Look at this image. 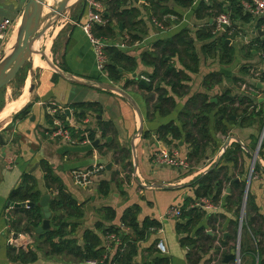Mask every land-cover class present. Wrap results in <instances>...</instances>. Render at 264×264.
<instances>
[{
    "label": "crops",
    "instance_id": "obj_1",
    "mask_svg": "<svg viewBox=\"0 0 264 264\" xmlns=\"http://www.w3.org/2000/svg\"><path fill=\"white\" fill-rule=\"evenodd\" d=\"M4 1L2 2L5 6L14 2L15 13H17L20 8L17 3L18 0ZM178 8L180 9L176 10L181 13V16H178L179 21L167 31H157L156 26L153 25V20H147V14L144 12L148 33L144 35L141 41H137V44L125 47L129 54L139 60L136 70L139 78L134 77L135 72L128 71L123 73L122 79L117 80L107 77L99 71L94 49L80 25L87 20L86 2L83 4L77 3L74 7L75 10L66 12L62 15L64 19L60 24L57 27H52L53 34L52 37L47 39L46 46L47 50L51 46L56 65L63 71L64 75L57 73L59 76L54 79L55 72L46 69L41 74L39 84L33 92L32 96H35V99L28 102L31 103L28 116L23 119L12 118L11 121L6 123V127L0 130L2 132L7 126H10L14 128L13 132L16 133L15 140L11 137L7 145L0 148V264H61L55 258L42 260L38 251L33 250L34 248L32 247L36 240L43 241L37 236L39 233L36 231L35 234L21 233L23 236L19 237V245H13L11 242L15 234L12 220L19 218V214H15L13 211V208L17 207H13L10 204V195L21 184L22 176L25 172L33 173L37 179L38 187L45 191L44 171L41 167V161L43 160L47 161L55 173L62 178L67 192L81 204L82 216L67 220L77 223V227L71 232L68 229L66 236L68 239H75L79 245L84 243L83 233L85 230H101L97 229L99 223L105 224V226L114 224L120 227L121 234L125 233L131 235L132 238L135 237L134 230L130 226L121 224L124 211L133 205H138L141 208L138 214L140 223L146 217L157 219L161 223V226L155 227L156 230H150L145 240L137 243L138 252L133 258V262L136 264H146L153 256L168 257L170 258V264H194L191 260L196 259L198 255H195L194 252L193 254L189 253L194 248V245H183L182 238L186 234L179 233L177 230V223L185 224L187 219H182L181 216L167 218L163 217V215L172 205L181 208L187 197L191 196L195 199L193 189L188 187V185L196 178L206 174V170L212 168L218 160L219 162L221 161L227 148L233 142H238L235 137L240 139L239 143L245 153H240L238 167L234 169L233 164H230L231 172L236 177H242L243 180L246 179V175H250L252 171L250 169V172H248L247 160L251 155L253 157L255 153L257 161L253 166L251 162V167H253L254 173L256 165L259 164L261 175L258 178L261 181L264 180V158L260 155L263 150V131L258 141L260 117H255L252 124L247 121L243 123L241 117L237 119L236 124L225 120L221 126L225 125L228 128L229 136L227 137L215 126L217 108L213 107L208 113L211 118V140L208 142L206 150H200L201 152L198 154H196L197 151L194 149L193 144L182 140L183 137L175 139L171 144L160 138L158 133L161 126L170 122H174L178 126L182 125L181 113L186 110L189 99L196 94L206 93L215 102L217 101V96L230 91V95L233 97L243 98L248 95L255 101L264 102V83L261 82L257 73H255L256 70L253 73L252 71L251 73H241L237 70L238 67L244 64H251L257 70L264 71V57L261 51L253 48L258 46L255 41L257 38L262 39L263 31L259 20L251 16L249 22L240 23V31L231 36L232 38H228V42L235 50L232 61L228 64H221L216 59L217 62L210 66L209 59L211 58L205 60L202 57L199 71L192 75V80L189 82L188 94L177 98L175 106L171 107L169 111H165V106L163 107L159 101V94L145 89L149 81H146V85L140 83L141 76L149 77V74L153 71V67L141 63L140 56L144 51L152 50L151 44L156 39L168 38L184 27L190 28L192 32H195L205 23V20L196 18L191 8ZM5 10L14 12L12 7L9 9L5 7ZM104 14L106 15V11H104ZM4 16L11 17L8 14ZM18 21H22V18H19ZM120 29L122 30V27ZM118 34L115 39L109 38V40L111 42L124 41L123 37L128 35L127 32L124 33L123 37L119 32ZM215 34L220 35L221 33ZM5 46L0 45V55L4 51ZM197 47L200 48L198 45ZM250 49H252L251 53ZM35 56L40 59V61H36V67H42V64L48 65L46 61L40 58L38 53ZM210 72L219 73L221 80L211 90H207L204 86V79ZM129 78H136L138 81L126 85V81ZM255 85L258 88H262L261 91L254 90L253 87ZM108 86L122 89L127 94L108 89ZM88 102L96 103L94 110L85 109L82 112L81 108L75 106L77 103ZM49 104L69 108L70 110H67L66 115L72 123H82L78 120L87 116L90 122L86 126L89 130L95 132V139L91 140L90 143L71 144L62 140H52L46 136L44 130L51 126L53 119V116L48 115L46 112ZM236 106L239 108V113L246 108L245 104L239 105L237 103ZM17 108L13 109L7 117L14 113ZM189 110L193 113L200 112L198 106H190ZM248 110L251 111L252 106ZM79 113H83V116L80 117ZM231 119L233 121L236 118L232 116ZM108 121L111 124L107 128L106 135L103 136L104 122ZM195 130L197 131V129ZM145 132L149 133L146 138L144 137ZM194 134L198 137V133L194 132ZM228 141H230V144L226 148ZM171 147L176 148L180 156L189 162L190 168L191 162L189 158L198 161L199 167L187 177L180 178L184 171L153 162L152 158L156 150ZM120 149H126L127 151L122 153ZM191 152H193V155H191ZM118 155H122V159L117 160ZM121 163H124L126 169L130 168V180L120 179L117 181V176L126 174L119 167ZM209 163L210 165L212 163V167H208ZM93 167H98V172L90 174L87 179L84 176H78L79 172H85ZM161 169L168 170L165 172L161 171ZM101 179L111 181V192L108 195H102L98 191V183ZM156 180H162V182L159 183ZM250 185V193L256 196V201L264 212V189L259 187V184L252 183ZM227 194L229 193L224 191V196L219 202H213L207 197L212 201L214 207H202L205 211V216L192 229L193 238L196 237L195 234L199 228H203L207 235H214L220 224L223 226L224 239L226 238L225 233H227V236L229 235V232H226L225 229L230 226L229 220L233 214L228 212L225 207L224 198ZM107 205L112 206L116 210V219L112 220L106 217V213L102 208ZM214 213L226 214L227 218H219L218 224L211 223L210 216ZM52 226L51 223V228ZM214 226L216 227L215 230H213ZM246 235H248L247 231H245ZM59 240L58 238L56 239V241ZM160 240L165 242L167 253H162L157 249V242ZM196 240L195 245L202 244L206 249V252L204 250L205 255L199 264H213L214 253L219 252L216 249L217 246L211 248L209 246L208 248V245H206L207 241H203L200 238ZM42 243L48 246L47 255L76 258L66 252L55 253L47 242L43 241ZM12 247L25 251L31 249L37 253L38 259L36 261H32V258L26 261L18 259L17 255L19 253L18 251L13 253ZM114 252H111V256ZM224 260L222 257L223 262L221 264L232 263V259L228 263H225ZM109 261H111V257ZM80 263L86 264V261H81ZM106 263L110 264L109 262ZM252 263L253 261L249 262V264Z\"/></svg>",
    "mask_w": 264,
    "mask_h": 264
},
{
    "label": "trees",
    "instance_id": "obj_2",
    "mask_svg": "<svg viewBox=\"0 0 264 264\" xmlns=\"http://www.w3.org/2000/svg\"><path fill=\"white\" fill-rule=\"evenodd\" d=\"M84 1V0H83ZM107 0L106 1V15L108 19L106 25H95L93 31L106 38L115 39L120 33L122 37L127 32V37H123L129 45H133L137 41H141L145 34L148 33L147 21L144 18V12L147 14V20L163 19L165 15L175 14L181 16V13L176 10L174 6L181 8H191L199 20H205V23L199 27L195 32L190 28L184 27L168 38L156 39L152 44V50L144 51L140 56L142 64L153 67V71L149 74L150 81L145 89L149 92L155 91L159 94V101L165 106V111H169L171 107L175 106L177 98L188 94L189 82L192 80V75L199 71L202 57L206 59H218L221 64H228L232 61L234 56V47L228 42V38H232L237 31H240V23H247L251 16L246 13L242 7L241 0H213L208 4L199 2L194 5L193 0ZM86 2V1H84ZM169 2H173L171 6ZM227 12L232 20V27L227 31L216 35L214 31L215 17ZM122 25V30L120 29ZM146 27V28H145ZM121 30V31H120ZM200 44V48L197 44ZM258 46L253 47L257 51L263 50L264 42L261 38L255 41ZM109 62L106 65V70L110 78L122 79L123 73L132 71L136 73L139 65V60L129 54L125 48H119L114 45H109L107 48ZM252 49H250V53ZM24 69V68H23ZM17 75L12 83L19 81L21 72ZM122 70V71H121ZM244 72H249L247 67H243ZM257 76L264 83V71L257 70ZM59 76L54 73V79ZM221 75L216 72H210L205 76L204 86L207 90H211L213 86L220 82ZM139 78V77H137ZM136 78H129L126 85L135 83ZM22 83V81H19ZM11 83V84H12ZM5 88V87H4ZM256 91H261L256 85L253 87ZM1 91V90H0ZM2 95V94H1ZM239 103L245 104L246 108L239 113V108L235 105ZM75 106L82 109L94 110L96 103H77ZM190 106H198L199 113H193L189 110ZM252 106V110L248 108ZM216 107L215 126L221 130L224 135L229 136L228 128L224 125L225 120L237 123V119L241 117L243 123L254 122L255 117H260V124L264 122V102L252 99L250 96L243 98L233 97L230 91L224 92L217 96V101L213 102L210 96L206 93H199L191 97L187 103V108L181 113L182 125L178 126L174 122L165 124L159 128V136L167 143L171 144L175 139H181L185 142H191L198 154L205 151L208 142L211 140V118L208 113ZM31 103L26 104L15 116L14 119L26 118L30 112ZM166 114V113H165ZM83 116V113H79ZM236 119L232 121L231 117ZM110 122H104L105 128L102 129V135L105 136ZM8 128L0 132V148L7 145L9 137L3 134ZM197 129V131L195 130ZM194 132L198 133V137ZM91 140H94L96 134L90 130L89 135ZM149 133L145 132L144 137H148ZM260 155L264 158V142ZM122 153H126V149H120ZM201 150V151H200ZM240 153H245L242 145L239 142H233L223 154L218 165L209 170L206 174L193 180L188 187L193 189L195 199L191 196L187 197L183 206H181V218L187 219L185 224L178 222L177 230L179 233H184L186 236L182 238L183 245H194V248L189 252L198 255L196 259H192L194 264H199L205 255L206 249L204 245H195L197 238L207 241L208 248L216 246L217 234L207 235L203 228L196 231V237H192V229H194L205 216V211L197 202L201 196L209 197L213 202H219L227 188H231V193L227 194L225 199V207L228 212H231L232 218L229 220L230 226L225 229L229 235L224 239V235L220 238L221 246H217V251L221 247L229 246L233 241L237 240L238 226L240 222L241 209L243 204V194L247 183L246 179L236 177L231 172V165L233 168L238 167ZM193 155V152H191ZM126 156V155H125ZM249 156V155H247ZM131 164V162H130ZM41 167L44 171V186L45 191L38 187V182L33 173L25 172L22 176L21 184L16 187L10 195L11 203L32 202L33 205L29 207L13 208L15 214H19V218L12 220L13 231L20 233H34L36 229L43 223L45 219V212L40 204L41 197L45 193L51 194L49 200V210L52 215V228L37 234V236L46 243H48L55 253L71 254L80 261L85 262L89 259H101L106 252L103 235L106 232H115L118 234L120 244L116 246L115 252L112 253L110 264L117 262L119 264H136L133 258L137 255V243L145 240L151 228L161 226V223L154 218L146 217L143 222L138 221V214L140 206L133 205L128 207L121 218V224L130 226L135 233V237L131 235L120 233V227L112 224L105 226L99 223L98 230L87 229L83 233V245H79L75 239L66 238L67 231H73L77 227V223L69 222L68 219L80 218L82 216L81 204L69 194L64 186L62 178L55 173L47 161H41ZM256 170L261 171L260 165H256ZM98 172V167L89 168L85 172H79L78 176H84L86 179L92 173ZM264 174V173H263ZM239 179V180H238ZM98 191L102 195H108L111 192V181L101 179L98 183ZM192 206H191V205ZM246 213L243 219V229L248 232V235L241 240V250L245 259V264L253 261L256 262V257L259 256L260 264H264V212L259 207L256 196L249 193L246 203ZM102 210L106 213L109 219H116L117 212L110 206H104ZM224 215V216H223ZM214 213L210 216L211 223L218 224L219 218H227L226 214ZM223 219V218H222ZM215 224V226H216ZM221 225V224H220ZM213 227L215 230L216 227ZM60 239L56 241V239ZM244 239V241H243ZM235 246H232L234 250ZM13 253L18 251V259L26 261L32 258V261L38 259L37 253L29 249H17L12 247ZM205 250V252H204ZM228 253H223L222 257L225 259ZM105 264H108L106 263ZM232 262V261H231ZM146 264H170V258L165 256H153ZM232 264V263H229Z\"/></svg>",
    "mask_w": 264,
    "mask_h": 264
},
{
    "label": "built area",
    "instance_id": "obj_3",
    "mask_svg": "<svg viewBox=\"0 0 264 264\" xmlns=\"http://www.w3.org/2000/svg\"><path fill=\"white\" fill-rule=\"evenodd\" d=\"M213 0H193V4L196 5L199 2L212 3ZM242 7L246 13H249L253 17H256L261 24V29L263 31L262 40L264 42V0H241ZM87 6V20L80 24L87 34L89 41L94 49L96 60H97V68L99 71L105 76H109L106 65L109 62L107 47L109 45H114L119 48H125L129 44L127 41L120 42H111L109 38L104 36L97 35L93 28L95 25H106L108 23V19L104 17V7L101 0H86ZM179 21L178 15L168 14L163 17V19H153V24L156 28L160 29V31H167L174 27ZM214 22V33H222L227 31L230 27H232V20L227 12H222L218 14ZM15 23L10 17H4L0 19V45H6L7 41L14 30ZM127 37V36H126ZM134 44H137L134 43ZM264 57V47L261 52ZM141 79L145 81H150L149 77L141 76ZM69 108L58 107L56 104H49L47 107V111L50 115L53 116L51 126L45 131V134L52 140H62L69 142L71 144L77 143H90L91 139L89 138L90 130L86 126L89 124L90 119L86 116L80 118L78 121L82 123H72L71 120L67 117L66 112ZM70 110V109H69ZM264 136H262L263 140ZM90 139V140H89ZM153 162L158 165L169 166L174 169H179L181 171L187 172L190 169L189 162L180 156L179 151L176 148H167V149H158L153 154ZM12 162V161H11ZM253 174V169L251 171V175ZM248 191L245 193L243 198V204L241 209V216L238 228V236L237 240L234 243V258L232 259V264H245V259L241 250V239H242V230H243V219L245 216V207L247 203ZM197 205L205 208H212L213 203L210 199H200L197 202ZM181 209L178 206L172 205L170 206L163 217L173 218L180 217ZM151 230H156L155 227L151 228ZM217 234V232H216ZM224 235V233L217 234V241L215 243L216 246L220 245V238ZM23 236V234H18L17 237L12 238L11 242L13 245H19V237ZM121 237L115 232H106L103 235L104 245L106 247V252L101 259H89L86 261V264H105L107 260L111 257V252H114L116 246L120 244ZM222 248V247H221ZM157 249L162 253H167V247L163 240L157 242ZM117 264V263H113ZM253 264V263H252ZM254 264H260L259 256L256 257V262Z\"/></svg>",
    "mask_w": 264,
    "mask_h": 264
},
{
    "label": "water",
    "instance_id": "obj_4",
    "mask_svg": "<svg viewBox=\"0 0 264 264\" xmlns=\"http://www.w3.org/2000/svg\"><path fill=\"white\" fill-rule=\"evenodd\" d=\"M54 3L50 4V0H27L24 6L23 14H22V21L21 25L17 34V37L14 41V43L9 46L7 45V48L5 46L4 51L0 55V89L4 88L5 86L12 83L17 75L20 73V71L29 63L30 68V74L32 76L31 81V89L32 92L35 88L34 83V76H35V63H34V54L38 53L44 57L46 62L52 67L55 73H58L60 75H64L63 71L52 61L48 59L45 52H41L38 49L39 44L44 40L46 34L48 33V30L52 27H54L59 20L61 19V16L72 6L77 4L80 0H76L72 2V0H52ZM72 2V3H71ZM122 27V25H120ZM263 34V33H262ZM37 69V68H36ZM134 77H138L137 73H134ZM141 84H147L145 80H140ZM108 89H113L116 91H119L122 94L125 93L122 89H119L114 86H108ZM69 111V109H68ZM142 131V129H141ZM264 136V130L263 134ZM236 141L240 142V139L238 137H235ZM230 141H228L226 148ZM133 150L134 145H133ZM257 153V151H256ZM257 161L255 157V153L253 155L252 160V166ZM219 160L216 162V164L212 168H208L206 171L215 168L218 164ZM136 171V167H135ZM251 176V173L250 175ZM251 177H249V182L247 189L249 187V184L251 183ZM179 186V185H175ZM51 199V194L45 193L41 197L40 204L44 209L45 212V219L43 220L42 225H40L37 229V233H41L45 231L46 229L51 228V211L49 210V200ZM32 202H22V203H11L13 207H29L33 205ZM18 234L15 233L14 237H17ZM227 236V233H225V237ZM234 258V254H228L225 257L224 262L228 263L231 259Z\"/></svg>",
    "mask_w": 264,
    "mask_h": 264
},
{
    "label": "rangeland",
    "instance_id": "obj_5",
    "mask_svg": "<svg viewBox=\"0 0 264 264\" xmlns=\"http://www.w3.org/2000/svg\"><path fill=\"white\" fill-rule=\"evenodd\" d=\"M4 0H0V19H3L5 16V14H8V16H11L10 18L14 21V23L16 24L17 20L19 18L22 17V14H23V10H24V6H25V3L27 0H18V4H19V9L17 11V13H15V6H14V2L8 6H5L3 5V2ZM76 1V0H75ZM86 1V0H84ZM83 0H80L78 3H84ZM6 2V0L4 1ZM54 2L52 1V4ZM2 4V5H1ZM169 4L171 6H174V3L173 2H169ZM13 5V6H12ZM76 5V4H75ZM74 6H72L71 8H69L66 12H69V11H73L75 10L74 9ZM6 8H10L12 7V9L14 10L13 11H8V10H5V7ZM176 9H180L178 8L177 6H174ZM65 12V13H66ZM64 13V14H65ZM63 14V15H64ZM64 18L61 16V19L59 20V22L57 23V25H55V27L58 26V24H60V22L63 20ZM154 25V24H153ZM156 28V27H155ZM17 31V26L15 27L14 31ZM157 31H160V29L156 28ZM13 31V32H14ZM52 34H53V28H50L48 30V33L46 34L44 40H42V42L39 44L38 46V49L41 51V52H45L46 53V56L48 57V59L52 62H54L56 64V61L53 57V53H52V49H51V46L48 48L47 50V46H46V43H47V39L52 37ZM9 42H10V38L8 39L7 41V44H6V48H7V45H9ZM200 44L198 42V46L200 47ZM5 48V49H6ZM8 49V48H7ZM6 49V50H7ZM40 55V58L44 61H46L44 59V57L41 55V53L39 54ZM215 61V62H214ZM217 61L216 60H213L212 58L209 59V63L210 66L213 65V63H216ZM216 65V64H215ZM246 65V66H244ZM240 67L237 68V70H239V72L241 73H244V70H243V67H247V69H249V73H252L256 70L257 71V68H255L253 65L251 64H244ZM46 66V67H45ZM29 68H30V65L29 63L24 67L23 71L21 72V76L19 78V81H22V83H20L19 81H17L16 83H10L9 85L5 86V88H2L0 89V130H2L4 127H6V123H8L9 121H11L12 118H14V116L24 107L26 106V104L29 102V101H32L35 99V96H32L33 95V92L34 90L37 88L38 84H39V79H40V76L41 74L47 70H51V71H54L52 69V67L48 64V65H44L42 64V67H36L35 66V76H34V83H35V88L34 90L31 92L30 89H31V81H32V76L30 74V71H29ZM37 68V69H36ZM248 73V72H247ZM256 73V72H255ZM2 94V95H1ZM22 106V107H21ZM16 107L17 110L12 113L9 117H7L9 115V113L15 109ZM21 107V108H20ZM4 109V110H3ZM46 112H47V108H46ZM7 117V118H6ZM5 118V119H4ZM2 119V120H1ZM7 131H4L3 134L6 135V137H9V139L12 137L13 140H15L16 138V133L13 132V127H10V126H7ZM259 131V135H258V141H259V137H260V134L262 133V131L264 130V122L260 124L259 128H258ZM47 136V135H46ZM255 147V145H254ZM252 155L251 157L247 160L248 161V172H250V169L252 170L253 167H251V162H252ZM119 159H122V155H118L117 157V160ZM190 162H191V168L189 169V171L187 172H184L182 173V175L180 176V178H185L187 177L188 175L192 174L196 168L199 167L198 165V161H195L194 159H191L189 158ZM120 169L122 172H126V174H123V176H117V181H119L120 179H125V180H130L129 177H131V173H130V168L126 169L125 168V165L124 163H121L120 164ZM208 167H212V163L210 165L209 163V166ZM168 169H161V171H165ZM147 172L149 173V171L147 170ZM260 174V171L259 170H256L254 169V173L252 174V180H251V184H256L258 185L259 184V187L263 188L264 189V178L262 179L263 181H261V179H259ZM249 175L247 174L246 175V180L248 181L249 180ZM156 182H159L161 183L162 180H156ZM119 183V182H118ZM95 184V183H94ZM251 186V185H250ZM251 190V188H250ZM226 193H230L231 192V188L227 189L225 191ZM204 197L206 199H209L207 198L206 196H201L200 199H204ZM231 214V213H230ZM52 215H54V213H51V216L50 218L52 217ZM232 215V214H231ZM222 225H220L217 229V234L220 232L222 233L223 230H222ZM212 229V228H211ZM244 237L245 239V231L243 230V233H242V238ZM243 239V241H244ZM242 240V239H241ZM43 241H40V240H36L35 244L33 245L32 248H34L33 250H36L38 251L39 255H40V258L42 260H46L48 258H55L57 259V261L61 264H81L80 260L78 258H74V257H66V256H53V255H47V251H48V246L44 243H42ZM234 242H232L229 246H225V247H222L220 248L219 252H215L214 253V262L213 264H221L223 261H222V254L223 253H229L231 254L232 253V246H233Z\"/></svg>",
    "mask_w": 264,
    "mask_h": 264
},
{
    "label": "bare ground",
    "instance_id": "obj_6",
    "mask_svg": "<svg viewBox=\"0 0 264 264\" xmlns=\"http://www.w3.org/2000/svg\"><path fill=\"white\" fill-rule=\"evenodd\" d=\"M74 1L75 0H72V2H74ZM49 3L51 4L52 3V0H50ZM20 25H21V21H18L17 22V31L16 30L15 31L13 30L14 32H12V34H11L9 46H11L14 43V41H15V39L17 37L18 31H19ZM15 27H16V24L14 26V29H15ZM35 55H36V53L34 54V63H36L37 60L40 61V59H38ZM35 66H36V64H35Z\"/></svg>",
    "mask_w": 264,
    "mask_h": 264
},
{
    "label": "flooded vegetation",
    "instance_id": "obj_7",
    "mask_svg": "<svg viewBox=\"0 0 264 264\" xmlns=\"http://www.w3.org/2000/svg\"><path fill=\"white\" fill-rule=\"evenodd\" d=\"M101 1H102V3H103L104 10H106V8H107L106 1H107V0H101ZM141 1H142V0H141ZM141 1H140V2H141ZM47 114L50 115V114L48 113V111H47ZM45 131H46V129L44 130V133H45ZM45 135H46V134H45ZM249 177H251L250 179H252V175L249 176ZM248 182H249V180H248L247 183H246L245 190H244V194H243V198H244L245 193H246L247 191H248V196H249V193H250V187H251L250 184H251V183L249 184V187H248V189H247ZM250 182H251V181H250ZM229 188H230V187H229ZM230 193H231V192H230ZM230 193H229V194H230ZM248 196H247V197H248Z\"/></svg>",
    "mask_w": 264,
    "mask_h": 264
}]
</instances>
